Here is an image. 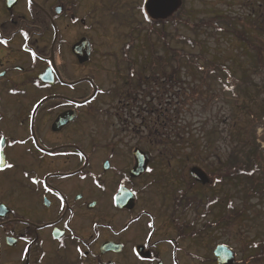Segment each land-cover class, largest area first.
<instances>
[{"label":"flooded vegetation","instance_id":"obj_1","mask_svg":"<svg viewBox=\"0 0 264 264\" xmlns=\"http://www.w3.org/2000/svg\"><path fill=\"white\" fill-rule=\"evenodd\" d=\"M134 1L0 0V264L212 261L176 224L178 196L165 219L143 207L144 171L132 176L144 154L126 140L144 135Z\"/></svg>","mask_w":264,"mask_h":264},{"label":"rangeland","instance_id":"obj_2","mask_svg":"<svg viewBox=\"0 0 264 264\" xmlns=\"http://www.w3.org/2000/svg\"><path fill=\"white\" fill-rule=\"evenodd\" d=\"M133 3L138 4L137 0ZM181 8L184 14L183 23L189 21L188 27L179 25L177 29H173L166 26L165 30L177 38L186 36L192 40L197 39L208 49V55L214 56L227 70L221 71L223 74H220V70L215 67L211 77L185 70L176 76L172 75V72L178 70L179 66L171 63L167 67L168 72L161 73L163 68L159 64L158 70H152L150 65H147L150 54L143 51L144 135L132 129L126 136V140L132 145L143 144L144 152L151 158L149 165L152 172L143 175V207L169 220L168 215L172 210L171 197L177 195L178 190L189 186L192 168L203 170L210 178V184L195 186L191 194H199L204 197V201L205 197L218 198V201L214 206H210L211 213L206 217L202 209L197 214L191 210L182 213L178 208L176 217L179 220L176 224L191 223L195 227L196 243L190 246L197 252L196 256L213 260L212 263L206 264H214L212 252L217 245L232 248L237 256L236 264H248L240 261L247 258L248 244L258 242L256 244L264 245V197L253 198L245 203V190L249 188L247 181L242 179L237 186H221L214 179L222 175L220 171L228 150L234 144L230 130L232 125L236 123L240 130H235L243 131L244 138L250 139L251 127L247 112L256 113L257 110L255 103H249L247 111L237 110L230 99L234 97L230 92L235 93L231 85L236 87L242 80L246 82V88H243L244 83H241L242 93L240 90L238 92L241 101L243 96L248 95L254 98L252 102L263 100L262 95L257 97L255 93L259 92L264 84V72L260 69L263 62L256 56L260 53L264 61V33L255 31L250 25L261 24L264 27V0H183ZM214 12L231 17L234 20V28L226 35L214 38L210 31H201L195 39L194 32L191 31L194 25L200 20L211 18ZM136 42L139 44L140 40ZM140 47L139 45L138 48ZM161 50L160 46L156 49L158 58L165 56V52ZM197 52L196 50L195 53ZM205 73L209 72L205 70ZM242 75L246 78H241ZM229 79L231 81L228 82ZM238 81L240 83H237ZM244 89L247 95L243 93ZM116 124L113 121L114 127L119 128ZM165 137H170V141L163 147L161 143L162 140L165 141ZM255 139L263 150V161L264 127L258 128ZM210 140L213 147L208 150L209 154L204 153L205 145ZM169 161L170 163H167ZM240 212H243V217L239 219L237 215ZM165 228L166 232H161L158 236L165 237L164 239L174 237L173 226ZM260 241L262 243H259ZM194 264L200 263L197 261Z\"/></svg>","mask_w":264,"mask_h":264},{"label":"trees","instance_id":"obj_3","mask_svg":"<svg viewBox=\"0 0 264 264\" xmlns=\"http://www.w3.org/2000/svg\"><path fill=\"white\" fill-rule=\"evenodd\" d=\"M183 9L181 8L180 13L172 17V19H168L166 21H151L150 19H146L148 22L147 32L144 34V50L149 53L150 61L148 66H161V73H166L167 67L170 66L171 63L179 66L178 70H174L172 75L178 76L180 71L191 72L193 74H207L211 77V72L213 68L219 69L220 74L227 70L223 65L217 62L214 59V56L208 55V49L203 47L201 42H198L196 38L201 33V31H210L211 36L219 37L224 36L229 33V30L233 29V19L231 17H227L224 14L213 13L211 18H205L203 20L198 21L197 24L192 28V33L195 35L196 40H192L186 36H181V38H177L176 36L170 35L169 31L165 30L166 26H171L173 29H177L179 25H185L188 27V23H183ZM188 19V17H186ZM190 20V18H189ZM255 31L259 33H264V27L259 24H252ZM190 29V28H189ZM181 41L179 42V40ZM179 44L181 47H179ZM161 47V51L165 52V56L162 55L161 58L156 56V49ZM187 46V47H185ZM202 47L204 49H202ZM196 50L198 51L197 53ZM258 59L262 63L261 70L264 72V61L263 57L260 53H258ZM212 60H215L214 62ZM215 65V66H213ZM209 66V68H207ZM207 68V69H205ZM159 67H157L158 70ZM154 70V69H152ZM205 70L209 73H205ZM260 70V71H261ZM223 71V72H221ZM190 73V74H191ZM214 73V72H213ZM192 74V75H193ZM241 78H246L245 75H242ZM231 81L230 79L228 82ZM237 83H240L238 81ZM243 88H246L245 81L241 82ZM241 83L239 85H231L233 88L230 93L234 96L230 98L233 100L234 105L239 111H247L248 105L255 103V107L257 108L256 113L252 111L247 112L248 121H250V139L244 138L243 131H236L238 125L234 123L231 127V138L234 140L233 146L228 150V155L223 163L222 175L216 176L214 181L221 186H228L231 184L237 186L239 181L244 179L247 181L248 189L245 190L247 197L245 198V203L250 201L253 198L264 197V160L262 161V152L263 150L260 148V145L257 144L256 134L258 128L264 127V84L261 86L259 92L255 93L258 96H263V100L261 102L251 101L254 100L251 95L243 96L242 101L238 96V92H241ZM230 86V87H231ZM249 92V88H248ZM242 93V92H241ZM243 93L247 95L246 89H244ZM239 129V128H238ZM237 129V130H238ZM240 130V129H239ZM165 141L162 140L163 147L167 145L168 141H170V137H165ZM209 143L205 145L204 153H208L212 147L213 142L210 140ZM189 187L185 192H182L179 198V205H182V211L186 212L188 210L199 211L202 209L204 211V217L210 215L209 212L211 210V205H215L218 201V198H209L200 196L199 194L189 195V189L194 185V181L190 180ZM221 199V198H220ZM207 213V214H206ZM211 213V212H210ZM243 212H240L237 215L239 218ZM201 215V214H200ZM235 218V219H237ZM249 243V242H248ZM248 255L247 258L244 259V262L248 264L261 263L264 262V245L256 244V242H251L248 244Z\"/></svg>","mask_w":264,"mask_h":264},{"label":"water","instance_id":"obj_4","mask_svg":"<svg viewBox=\"0 0 264 264\" xmlns=\"http://www.w3.org/2000/svg\"><path fill=\"white\" fill-rule=\"evenodd\" d=\"M180 5V0H147L145 9L148 16L152 20H166L176 13ZM141 154L142 153L140 151H135L134 153L136 164L132 170L133 177H138L143 171L145 173L149 164L150 159L148 155L144 153L143 157H141ZM190 173L196 182L201 183L202 185L208 184V177L205 173H203L202 170H199V168H193ZM123 194L124 192L120 191L119 195L116 197L118 207H123L124 201L120 200V196H123ZM132 199L134 198L132 197ZM213 255L215 256L216 264L236 263V255L234 254L233 250L227 246L218 245L215 248Z\"/></svg>","mask_w":264,"mask_h":264},{"label":"snow or ice","instance_id":"obj_5","mask_svg":"<svg viewBox=\"0 0 264 264\" xmlns=\"http://www.w3.org/2000/svg\"><path fill=\"white\" fill-rule=\"evenodd\" d=\"M9 167H11V165H9Z\"/></svg>","mask_w":264,"mask_h":264}]
</instances>
